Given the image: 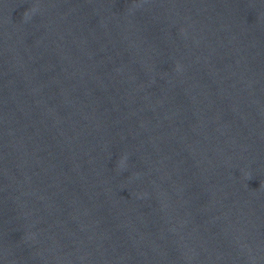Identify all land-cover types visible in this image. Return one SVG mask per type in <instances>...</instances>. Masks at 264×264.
<instances>
[{
	"label": "water",
	"instance_id": "95a60500",
	"mask_svg": "<svg viewBox=\"0 0 264 264\" xmlns=\"http://www.w3.org/2000/svg\"><path fill=\"white\" fill-rule=\"evenodd\" d=\"M0 264H264V0H0Z\"/></svg>",
	"mask_w": 264,
	"mask_h": 264
}]
</instances>
